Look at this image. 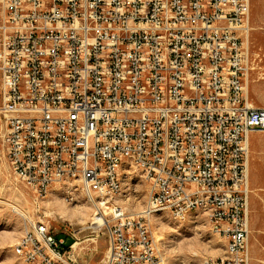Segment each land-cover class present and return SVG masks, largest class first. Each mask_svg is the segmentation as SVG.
<instances>
[{
  "label": "built area",
  "instance_id": "1",
  "mask_svg": "<svg viewBox=\"0 0 264 264\" xmlns=\"http://www.w3.org/2000/svg\"><path fill=\"white\" fill-rule=\"evenodd\" d=\"M251 8V0H0V164L38 199L83 185L108 234L102 264H165L155 206L178 221L203 209L227 241V256L206 264H249L245 154L252 133H264L244 50ZM132 168L153 180L151 209L135 215L117 191ZM24 217L14 249L26 264H89L77 249L85 228L63 232L73 241L65 247L48 224Z\"/></svg>",
  "mask_w": 264,
  "mask_h": 264
},
{
  "label": "rangeland",
  "instance_id": "2",
  "mask_svg": "<svg viewBox=\"0 0 264 264\" xmlns=\"http://www.w3.org/2000/svg\"><path fill=\"white\" fill-rule=\"evenodd\" d=\"M251 6V34H245L250 37L251 44L244 47V50H250L249 96L254 106L264 107V0H251ZM250 140L249 264H264V133H252ZM126 174L121 203L129 214L135 215L146 208L149 184L134 168ZM68 189L73 195L69 196ZM95 211L94 204L78 182L56 187L48 197L38 199L7 165L0 164V264H26L23 253L14 249L24 232V215L48 224L59 234L58 238L66 239L65 247L73 241L63 232L85 228L79 235L78 252L87 263L102 264L109 241L105 230L90 229L96 226L92 225ZM154 215L151 227L165 256V264H206L209 259L227 256V241L223 234L212 228L205 211H195L181 221L170 212Z\"/></svg>",
  "mask_w": 264,
  "mask_h": 264
},
{
  "label": "bare ground",
  "instance_id": "3",
  "mask_svg": "<svg viewBox=\"0 0 264 264\" xmlns=\"http://www.w3.org/2000/svg\"><path fill=\"white\" fill-rule=\"evenodd\" d=\"M78 31H87V24H78ZM251 44V39L248 35H245V42H244V47L245 45L246 46H249ZM246 48V47H245ZM249 156H250V153H246L245 154V162H248V159H249ZM124 178L125 176L124 175H118V178H117V191L118 193H121L122 195V192H123V188H124ZM144 178L146 180V182H148L149 184V190H148V196H150V190H152L153 188V180L151 179H146V176L144 175ZM54 189V188H53ZM75 189V188H74ZM79 189V188H78ZM82 191H83V185H82ZM78 192V191H76ZM71 193H73L71 191ZM88 200L91 202V204L93 203V198L92 196H87L85 195ZM127 197V196H125ZM145 209H151V202H149V199H148V203L146 205V208ZM198 210H203V209H200V208H193L191 210H189L188 214H187V217L195 212V211H198ZM163 212H170V211H167V207L166 206H155L154 207V214H157V213H163ZM171 213V212H170ZM207 213V212H206ZM81 214L83 215V211H81ZM172 214V213H171ZM208 214V213H207ZM173 216H175L177 218V214H172ZM185 217V218H187ZM209 217V216H208ZM184 218V219H185ZM94 220H98V221H93V224H95L96 226L95 227H92V229L94 228V230H97V232H99L100 228H102V220H99V218L95 217ZM220 234H223L222 231H219L217 230ZM95 240V239H93ZM77 246V245H76ZM23 253V252H22Z\"/></svg>",
  "mask_w": 264,
  "mask_h": 264
},
{
  "label": "trees",
  "instance_id": "4",
  "mask_svg": "<svg viewBox=\"0 0 264 264\" xmlns=\"http://www.w3.org/2000/svg\"><path fill=\"white\" fill-rule=\"evenodd\" d=\"M72 244V243H71Z\"/></svg>",
  "mask_w": 264,
  "mask_h": 264
}]
</instances>
